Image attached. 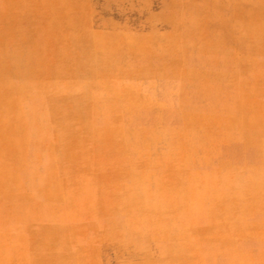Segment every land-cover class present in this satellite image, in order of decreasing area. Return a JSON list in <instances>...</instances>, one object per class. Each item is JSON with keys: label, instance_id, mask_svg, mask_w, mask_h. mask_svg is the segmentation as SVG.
Returning <instances> with one entry per match:
<instances>
[{"label": "rangeland", "instance_id": "374dc122", "mask_svg": "<svg viewBox=\"0 0 264 264\" xmlns=\"http://www.w3.org/2000/svg\"><path fill=\"white\" fill-rule=\"evenodd\" d=\"M5 60L0 264H264V0H0Z\"/></svg>", "mask_w": 264, "mask_h": 264}, {"label": "bare ground", "instance_id": "6f19581e", "mask_svg": "<svg viewBox=\"0 0 264 264\" xmlns=\"http://www.w3.org/2000/svg\"><path fill=\"white\" fill-rule=\"evenodd\" d=\"M56 4V3H55ZM57 5V4H56ZM50 9H47L46 11H49ZM47 15L48 18H45V16ZM51 14L49 13H44L43 16V21L46 19L49 21L50 23V27L48 28L49 32H55L53 35V37H55L54 39L57 40L56 41V46H59L61 49V52L58 53L59 51H57V54L54 53V51H52L51 54V60L64 65V61L68 60L71 58L70 54H65L66 51H64V49L68 46V44L70 43V41H74L78 38L79 36V31H78V26L77 24L79 23V21L82 19L80 16L78 17L77 15L75 16H70L69 19H67V21H69L70 25H73L72 27L68 28V29H61V22L60 19L58 17H52L50 16ZM75 25V26H74ZM54 45V44H53ZM55 45L51 47H49V49L54 50L56 49ZM69 47V46H68ZM78 53V52H76ZM62 54V55H61ZM79 56V54L77 55ZM71 60V59H70ZM30 60H27V62H29ZM36 62V65H38V61H34V64ZM67 62V61H66ZM33 63H29V64H20V65H15L11 62H8V60H5V63L0 65V75H4V76H9V77H27L29 75H31L32 73H35L37 68ZM73 67H74V62H71V65H69L67 67V72L66 73H72L73 71ZM35 74H40V73H35Z\"/></svg>", "mask_w": 264, "mask_h": 264}]
</instances>
